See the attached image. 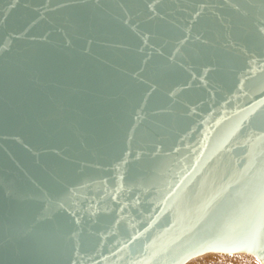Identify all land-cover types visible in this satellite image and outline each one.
Instances as JSON below:
<instances>
[{"label": "water", "instance_id": "95a60500", "mask_svg": "<svg viewBox=\"0 0 264 264\" xmlns=\"http://www.w3.org/2000/svg\"><path fill=\"white\" fill-rule=\"evenodd\" d=\"M261 225L264 0H0V264H181Z\"/></svg>", "mask_w": 264, "mask_h": 264}, {"label": "snow or ice", "instance_id": "6c2138e0", "mask_svg": "<svg viewBox=\"0 0 264 264\" xmlns=\"http://www.w3.org/2000/svg\"><path fill=\"white\" fill-rule=\"evenodd\" d=\"M179 187V185H177ZM211 206V201H209L208 205L206 207ZM135 239V237H133ZM264 243V225H261L260 228L256 230V233L252 240L249 241V244L252 246L249 247H226L221 246L216 243H203L198 246L192 247L183 257L182 259L188 260L190 258L196 257L201 253L209 252V251H224V252H235L240 250H246V251H252L254 246H259V244Z\"/></svg>", "mask_w": 264, "mask_h": 264}, {"label": "clouds", "instance_id": "9594fccd", "mask_svg": "<svg viewBox=\"0 0 264 264\" xmlns=\"http://www.w3.org/2000/svg\"><path fill=\"white\" fill-rule=\"evenodd\" d=\"M188 264H255L251 257H220L215 254H205L193 257Z\"/></svg>", "mask_w": 264, "mask_h": 264}, {"label": "rangeland", "instance_id": "374dc122", "mask_svg": "<svg viewBox=\"0 0 264 264\" xmlns=\"http://www.w3.org/2000/svg\"><path fill=\"white\" fill-rule=\"evenodd\" d=\"M205 254H215V255H218L220 257H241V258H243V257H251V258H253L255 260V264H263L256 255L251 254V253H247V252L246 253H243V252H233V253L228 254L226 252L209 251V252L202 253L201 256H203Z\"/></svg>", "mask_w": 264, "mask_h": 264}, {"label": "bare ground", "instance_id": "6f19581e", "mask_svg": "<svg viewBox=\"0 0 264 264\" xmlns=\"http://www.w3.org/2000/svg\"><path fill=\"white\" fill-rule=\"evenodd\" d=\"M237 227L238 226H236V227H232L230 230H229V232H234V231H236V229H237ZM228 232V233H229ZM183 245H184V243H182ZM214 252H222V251H214ZM241 252H243V253H246V251H241ZM226 253H228V254H230L229 252H226ZM233 253V252H232ZM247 253H250V252H247ZM252 254V253H251ZM198 256H201V254H199ZM259 258V257H258ZM260 259V258H259ZM189 260H191V258L190 259H188V260H186V261H184L183 263H181V264H188V261ZM260 261L264 264V260L262 261L261 259H260ZM257 263V262H256Z\"/></svg>", "mask_w": 264, "mask_h": 264}]
</instances>
